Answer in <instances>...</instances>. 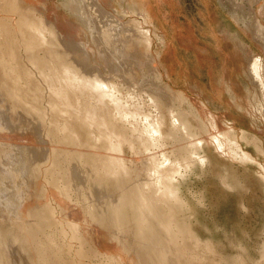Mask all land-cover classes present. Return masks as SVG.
Wrapping results in <instances>:
<instances>
[{"label": "rangeland", "instance_id": "obj_1", "mask_svg": "<svg viewBox=\"0 0 264 264\" xmlns=\"http://www.w3.org/2000/svg\"><path fill=\"white\" fill-rule=\"evenodd\" d=\"M23 1L25 6L33 7L35 9L37 8L38 12L40 13L39 16L41 17L43 16V19H46L47 21L49 20L48 19L49 16L48 14H50L49 11L51 9L52 10L54 9L58 15L56 17L57 21L58 19L61 22L65 20L66 21L69 20L70 23H76V24L79 23L82 26V22L84 20L83 22L84 25L87 26L88 24L91 25V23L86 22L87 19L85 18V16L84 17H82L81 15L79 16L77 13L71 11L70 9L64 6V3L67 2L68 0H27V1L23 0ZM78 1L79 3L81 2L80 6L83 7L82 1L81 0ZM106 2H107L106 4L101 3L104 6V9H107L109 12H112L113 10L112 13L115 16L118 15L120 19L122 20L125 19L124 21L128 22L131 25L136 23L137 26H140L142 24L143 29L150 30V43L147 44V42L143 41L140 42L141 44H139L138 46L131 47L127 51V55L125 56L126 60L125 57L123 59L126 61L125 69L127 68L126 70L124 69L123 72L125 71V74L127 73L126 75L128 76L131 75L132 71L133 72H132V76H129L128 78L129 81H126L128 82L130 87L128 86V84L126 85L124 83L125 88L122 85L123 87L122 91L124 92L128 90L130 92L137 90L136 93H139L140 95V98L138 97L139 101L142 100L141 102H144V105L146 104L145 105L146 108L142 107L141 109L142 111H140L138 114H143L144 112L147 113V111L152 110L150 112L152 115L155 113L154 115L164 116L163 121L165 126L167 127L165 128L164 124L162 125L161 131L164 132L163 135L166 134L168 129L172 127L174 128V126L172 124L170 125V123H173L175 118L178 120L176 121L175 119V121L178 122V124L179 121H181V123L182 121H186L187 131H190V133L194 135L190 137L191 134L185 135V133H182L184 131L183 128L181 127L180 124L178 125L174 121V123L177 124L178 129H180L179 133L178 131L176 132L178 133V135L176 136V138H178V141L177 139H175L174 142L172 141L164 142L166 141L164 140L162 144L167 147H163V149L166 148L165 150L161 148L163 152L167 153V155H170L171 153V156H169V158L171 159L173 157L171 159L173 160L172 164H174L175 166L177 165L176 168L179 171L178 173H180V174H178L177 172L175 173L173 178L175 180V181L173 180V186L176 190L177 196L180 198L181 202L184 203L183 206L182 205L179 207L174 206V209H176L175 207H177V209L176 211L173 209V211L171 210V212H173V216H174L173 218L175 220V223L177 222V224L183 226V228L188 227L186 230L188 231V233L189 232L191 233V237L189 236L190 238L188 237L189 239L187 238V240H185L188 246L192 244L189 246V248L190 250L193 249L192 252L194 251L193 254H195L196 259L194 258L193 259L194 263L191 264H196V263L200 264V261L202 264L204 263L208 264V262L209 264H214V262L215 264H219V263L220 264H264V124H263L264 123V107H263L264 84L262 86L260 84L261 82L255 79V75L252 73L253 71L251 70V65H249L251 63L250 60L253 58L255 59L257 57L262 59L264 63V50H263L264 47L263 45H260L262 43L259 42V38L256 35L257 32H259L258 31L259 29L257 28V26H254L255 24L262 27L264 26V0H257V1L256 0H113V1L106 0ZM228 6H230V8H228ZM233 9L235 10V14L232 12L234 11ZM83 11L85 10L83 9ZM101 12L104 13V10H102ZM1 13L4 14V12ZM92 14L94 13L92 12ZM94 16L96 15L94 14ZM51 20H49L47 23L53 26L54 23L52 22L53 20L52 21ZM94 20L99 22V18H97V16L94 17ZM101 21L103 22L104 19H102ZM139 22L142 23L140 24ZM251 23L254 24L251 26ZM110 24L111 26L116 25L113 22ZM53 27L55 29L56 26ZM56 29L58 30V28ZM85 29L86 30L88 29L90 31L89 28H85ZM60 30L64 31V29L59 28V32H60L59 34L62 35L64 32H61ZM89 31H88L89 36L86 37L89 38L90 41L89 40L88 41L92 43L91 36L93 35L95 36L96 31L95 29H92L90 33ZM57 43L60 44L59 42ZM58 44H56V49L63 50V48H69L65 44H63L64 46L62 48V44L61 45ZM99 44L101 45V43ZM99 44L91 45L92 47H95L93 49H95L96 52L101 51L99 49L100 47ZM57 46H60L62 49ZM18 54L21 57L20 58L21 63L22 64L27 63V65L29 66L28 60L24 58L25 53L19 52ZM70 54L73 53L70 52ZM83 55H84L83 53L78 52L73 56V58H76L80 62ZM92 57L94 58L93 54ZM92 57L90 59L91 62L90 60L88 61L90 62L89 64L93 65V67L91 68H94L98 63L94 59H92ZM92 60H94L93 62L95 64L92 62ZM128 61H130V63ZM112 62L114 66H118L117 65L118 63H116V59L115 60L112 59ZM84 64L87 65L86 63ZM84 64L83 66H85ZM106 64L107 63H102L101 65H106ZM127 64L130 67V69H132L131 72L130 69H128ZM88 65L87 68L89 67ZM78 66H82V65L79 64L77 65V67ZM154 70L155 72L158 71L157 75H153ZM35 73L36 72L34 71L33 77L36 78V80L34 79V81L37 82L38 76L36 75L38 73H36V75ZM158 76H160V78H158ZM154 79H158L156 80L158 83L154 82ZM159 79H161V81ZM116 80L117 78L115 79V81ZM257 81L260 83H258ZM116 82L119 81L117 80ZM134 83L135 85H133ZM263 83H264V78H263ZM162 84L164 86H162ZM152 85H154V89ZM259 85H261V87ZM136 86H138L139 89L141 87V90H138ZM158 87L161 89H159ZM157 88L158 90H155ZM169 88L172 91V93L169 90ZM163 89H165V91H162ZM173 92H175V94ZM180 93H182V95ZM150 94L151 95L154 94V95L151 96ZM149 95L150 97H154V98L156 97L157 98V99L155 98L156 101L161 102V103L157 102L158 103L157 106L156 105L154 106L156 107L155 108L156 111L153 105H151V101H150L151 99L148 98ZM47 98L48 97L43 98L44 103L42 102V99H39L41 102L35 99L33 100V102H36V104L32 102L31 105L35 106L33 108L35 112H30L31 110H33L31 109V107H29L28 109L26 107H25L26 109L24 107L19 108L18 105L12 103V99L10 100V98H7L5 96L0 99L1 100L0 101V264H38L40 261L41 262L39 264H43V261L41 259L42 257L45 258V260L47 261L48 260L50 261L52 259L54 262L51 260L50 264H63V263L67 264L66 261H69L68 264H79V263L85 264V262L86 264H88V262L89 264H112L113 260L110 259L116 257L117 254H119L120 258L123 257L125 259L124 261H126L127 259V261L125 262L126 264H135V263L136 264L137 263L138 264H157V263L170 264L171 262H166V261H171L172 259L175 260V261L172 260L173 264L175 263L179 264L178 263L179 261L180 264L181 263L184 264L185 259L183 257H181L177 261L178 256L174 255L176 252L173 247L167 246L168 248H165L166 246H164L165 245L164 243H166L165 241L166 238L163 239L164 242L162 238H164L166 235L163 233V231L161 232L162 229L158 226V224L155 223L152 224L153 228L155 227L154 229L155 234L153 236H150V238L148 237L143 239L140 236L137 237L138 235L137 231L139 226L138 224H136L137 218L136 215H134L136 213L133 211L131 212V210L129 211L125 210V207L124 208L120 207L119 198L121 196L120 194L123 192L120 189H124V188H119L115 184H111V183L107 184L105 182H104L105 183L104 186L96 184L95 180L97 181V179L94 178L96 177L94 173L96 171L94 170V168L95 165L97 164H93L92 161L89 162L88 160L81 158V154H85V156L87 157L88 153L92 152L91 154H94V151L92 150H95V153H100L102 149L100 150L98 143L94 145V142L92 141L93 142L92 143L91 139L85 136L84 134L80 135L81 138L78 143L79 145L78 147L77 146L73 147V145H71L70 143L68 144V142L65 143V139L63 138V133H60V130L53 125L54 122H62L63 119L57 116L56 114L52 113V111H50V109L48 108ZM176 98L178 100L180 99L181 101L182 100L185 101L180 102L181 103L180 104ZM3 99L5 103L3 102ZM190 99L192 102L190 101ZM193 101L196 106L193 104ZM45 103L47 104L46 107H44L46 105ZM202 103L205 105L206 108L203 106ZM10 104H12V106ZM141 104L142 106H144L143 103ZM199 104L201 105L199 106ZM16 106L18 108H16ZM39 106L42 107L41 108L42 112L36 111V110H40ZM170 107L172 108V110ZM148 108L150 109L148 110ZM167 108L169 109L167 110ZM188 109L190 111L189 114H188L189 112ZM6 111L8 112L6 113ZM157 111H159L160 114ZM182 111H185L186 115H184ZM36 112L39 113V115ZM46 112L48 115L46 114ZM4 113H6L7 115L8 113H10L12 115V116L8 115L10 117L9 119L12 125H9L3 118H1L2 115L5 116ZM170 113L171 116L176 113L178 114L174 115L176 117L173 116L174 118L173 119L170 116ZM42 115H44L43 117L45 119L44 118L42 119L41 117ZM210 115L212 116L214 115L213 117H215L212 123H216L214 121L217 120V124L212 125V123L210 122L211 121ZM196 116L198 117L196 118ZM48 117L49 120L46 119ZM164 118L165 119L168 118L167 119L168 121L167 120L165 121ZM200 122L202 123L200 124ZM205 125L207 126L210 125L209 126L210 128L213 126L212 127L214 129L213 132L210 131L212 130V128L209 129ZM51 126L52 128L53 127H55V129L57 128L59 131L56 129L54 130L55 131L54 132ZM227 126L232 130V133H230L229 135L228 133L231 131L230 130L228 131L229 128ZM205 127L210 134L206 131ZM165 129L166 131H164ZM221 129H224L223 131L225 132H223ZM218 130L222 132L220 133L218 132ZM215 131L218 135H220L219 136L220 143L225 145L227 149L224 146L222 148H224L225 150L216 148L215 144H213L210 141V138L208 137L207 138L208 142L207 143L203 142L202 143V145L204 144L203 146L200 144V149L198 151L199 152L198 154L203 158V160H201L202 162L200 161L199 162L202 163L203 165L198 162H195V163H191L192 166L190 163H188V167H187L186 166L187 163L185 164L184 157H186L187 153L190 154L189 152H191L193 150L192 148L195 147L194 144H196L197 143L196 140H198L196 139L195 136H197L198 138H202V136L207 137L213 135V133L215 134ZM242 131L243 134L245 135L244 138H242L244 136L242 134ZM183 134L185 136H183ZM46 135H48L49 139L46 137ZM230 135L234 137L233 139L235 140V144H239L240 149L249 153L252 156V158L255 159L254 161L249 159H247L248 161H246V158L240 159L241 158L240 156L237 157L235 155L236 154L234 152L235 146L232 145L234 144V142H232L233 141L231 139L232 137H229ZM61 136L62 138H60ZM180 136L181 138H179ZM226 137L230 138L231 141L228 140L229 143L227 142L228 138ZM46 138L47 140H45ZM191 138L192 141L190 140ZM59 139L64 141V144H60L62 142L58 141ZM243 139H245L246 141ZM187 140L188 141L190 140L191 143H189ZM193 140H195L196 143ZM52 141L55 142L57 145L55 146V143H52ZM223 141L225 143H223ZM254 141H256L257 143ZM176 142L179 144H177ZM134 143H133L134 146H138L136 140L134 141ZM188 143L191 146H188ZM82 144H84L83 145L84 147L82 146ZM170 144L172 146H170ZM184 144L186 145V148ZM68 145L71 148L73 147L72 148L73 150ZM178 145L181 146L179 147ZM64 146L66 148H64ZM91 146L94 147L91 149ZM229 146L230 148H228ZM81 147L83 148L81 149ZM170 147L172 148L175 147L176 149L174 148L173 150ZM50 148H52V150ZM59 148H61L62 151ZM62 148L65 150H63ZM75 148H77L78 151ZM169 148L170 150L168 151ZM182 148L186 150L183 149L182 151ZM187 148H190V150ZM79 149L81 150L79 151ZM87 150H89L88 153ZM51 152L54 155L53 154L51 155ZM176 152H179V155ZM180 152L181 153L184 152V154H181ZM228 152L231 154H229ZM78 153L80 154V156ZM232 153L234 155H232ZM62 154L65 155V158ZM133 154L134 153L133 151H131V149L129 150V148L127 147L126 149L124 148V155L126 156L128 160L127 163L130 164L131 169L135 167L136 168L135 170L137 169L140 170L143 166V164L141 163L142 160L138 154H137L138 157L136 153L134 155ZM128 155L130 156L128 157ZM51 157L55 158L56 161H59L58 163L60 165H58L56 167L57 170L56 169L55 170L57 174L63 176L64 183L69 186L70 185L69 181L72 180L71 181L72 184L69 186L72 187L67 192L68 194L66 193L65 196L66 200L63 199L64 196L62 198V201L64 200L63 204L60 201L61 200L60 197L62 196V195L60 196L61 194L60 191L58 190L59 195L55 194L53 192V191L57 192L55 186L51 182L48 185L49 181H46V179H44V182L46 181L47 184L43 182L42 177L44 176L41 173V169L45 167L50 168V166L48 165L46 166L45 164H47V162L49 164V160ZM58 157H60V159ZM77 158H79L80 160ZM182 159L184 163L182 162ZM178 162H180L181 165ZM39 163L40 165L43 164L41 165L42 168L38 166ZM139 164H141L142 166ZM183 165L185 166L184 168L185 169L187 168L188 171L183 169ZM190 166L192 167V169ZM52 168L53 165L51 166V169ZM143 173L139 174L138 177L137 176L134 177L132 175L131 178L126 182V184H124L125 190L128 191L130 187H132L136 183L135 178H138L136 181L138 180L140 181V179L146 178V176H144L145 173L144 175ZM68 175L70 176V178ZM140 175L143 176L139 178ZM128 184L129 186L126 187ZM46 186L49 188L47 189ZM51 186L52 187L54 186V188H52ZM115 190L117 191V193ZM44 193L45 195L47 194V196H43ZM97 195L99 196V198ZM57 196L58 197L60 196L59 197L60 199H57ZM46 197H47V202H46ZM99 199H101V201ZM57 200H59L60 203ZM51 201L53 205H51L52 204ZM101 202L102 203L105 202V203L102 205ZM42 204H44V206ZM90 204H92L95 207L92 206L91 208ZM97 204L99 206H97ZM117 205L120 207V211H119L120 218H116L117 213H115L113 209L110 210V207L113 208L114 206L116 207ZM64 206L66 207L64 208ZM46 207L48 208L49 211L53 209L52 211L53 214L50 213L48 214ZM61 207L63 208L62 211L65 209L63 212L59 211L61 210L60 209ZM185 208L186 210H183ZM89 210L93 212H90ZM57 211H59V213ZM78 211H81L82 215L79 218L82 220L76 218L77 219L76 222V219L72 217V215ZM126 211L128 213H126ZM62 213H64L63 214L64 217H62V219L63 218L65 219V220L63 219L64 222L61 221L62 219L60 217L63 216ZM88 213L91 215H96L97 213L96 215L97 217L94 216L93 220L95 221V224H97L98 221H100V223L95 225L93 223L94 221L91 220L89 222L90 217L89 216H87L88 218L85 217V214L88 215ZM98 217L99 219L103 218V220L102 219H101L102 221L98 220L97 219ZM48 219L52 220L53 222L49 221ZM53 219H56L57 221L55 222V220ZM59 220H60V224L62 225L58 223ZM84 221L86 223L89 222L90 225L88 226V224L84 223ZM74 222L79 225L78 227H80L78 229L79 234L85 237L83 239V243L85 244L86 242L88 241L90 242L92 240L91 244L89 242L85 244L84 249L88 247V250L90 248V250H92L94 254L90 252L89 254H91V256H85V258L82 257L84 260L81 259V257L79 260V255L77 254V250L79 249L80 246L78 244L79 242H77V240L70 238L71 229L69 225ZM32 223L34 226L32 225ZM39 223L41 225H39ZM26 224H28V226ZM45 224L49 225V228H47L48 226L46 227ZM58 224L62 226L61 229L60 226H58ZM53 226L58 231H56ZM84 229L85 232L82 231ZM90 229L91 231L89 232ZM81 231L85 234H83ZM61 233L62 234L66 233V234L62 236ZM162 234H164L165 236ZM159 236L161 237V239H159L160 238ZM67 237L69 238L66 239ZM42 238L46 239L47 242ZM86 238L89 239L87 240ZM192 238H194L198 244L194 245L195 240H193ZM37 239L38 242H36ZM50 239L53 240L51 241L52 243L50 242ZM62 239L64 240V242ZM151 239L153 243L156 244H152ZM67 240L70 241V244H67L69 243L67 242ZM141 240L142 241L145 240V241L142 242ZM161 240L163 243L161 242ZM34 243L37 245L39 243L40 244L37 246ZM50 243L52 245H50ZM116 243L119 245H117ZM71 244L72 246L70 247ZM48 245H49V247H47L48 249L41 248V246L44 248V246H48ZM66 245L68 246V248ZM91 245L94 246V249L91 248L93 247ZM143 245H145L146 247ZM151 246L156 248L155 249L151 248ZM208 246L211 249L208 248ZM157 247L160 249L159 251L157 250L158 249ZM207 248L208 250H206ZM68 249L71 250L69 251ZM152 249H154L153 253H152ZM161 249H163L164 251ZM166 249H169L170 252H166L168 251ZM38 250L40 251L39 254L36 253V251L39 252ZM60 250H62L61 252H63V255H61L62 253L60 252ZM50 251H52L54 257H52L51 255H50L51 257L49 256V254H51ZM160 251L166 253L167 255L172 252L170 254L171 257L168 255L165 257L166 260H164L163 262H159V261L156 262L157 256H155V254L157 255V253ZM205 251L206 252L208 251V253H206ZM121 252L123 254H121ZM57 255L59 256L57 257ZM150 255L151 256L154 255L155 257H150ZM72 256L77 258L75 259L73 257V260H71ZM197 256H199L198 260H197ZM201 256H204V258H202ZM207 256H210L211 259L210 257ZM168 257L171 259H169ZM200 257L201 259L199 260ZM92 259L94 260L92 261ZM55 260L58 262H56ZM71 261L73 263H71ZM80 261L83 263H81Z\"/></svg>", "mask_w": 264, "mask_h": 264}, {"label": "bare ground", "instance_id": "obj_2", "mask_svg": "<svg viewBox=\"0 0 264 264\" xmlns=\"http://www.w3.org/2000/svg\"><path fill=\"white\" fill-rule=\"evenodd\" d=\"M27 1V0H26ZM82 1V5L83 7H81L80 3L78 0H68L67 2L64 3V6L68 9H70L71 11H74L75 13H77L79 16L81 15L82 17L85 16V18L87 19L86 22L91 23L87 25H84L82 22V26L79 23H70V21H60L58 19V21L56 20L57 12L53 9H51L49 12L50 14H48V19L51 20L53 23V26H56V28H58V30L56 31L54 29L53 26L49 25L46 19H43V16H39V12L38 9L33 8V7H29V6H25V4L23 3V0H0V99L3 98L4 96L7 98H10V100L12 99V103H14L15 105H18L19 108L22 107H26L27 109L29 107H31V109H33L35 106H32L31 103L33 102V100H38L42 99L43 102V98L48 97L47 101H48V108L50 109V111H52V113L56 114L57 116L61 117L63 119L62 122H54V126L57 127L60 130V133H63V138L65 139V143L68 142V144L70 143L71 145H73V147L75 146H79L78 143L80 141V135L84 134L85 136H87L88 138L91 139V142H94V145L96 143H98L99 147H100V153H95L91 154L88 153L87 150V157L85 156V154H81V158L88 160L89 162L92 161L93 164H97L95 165L94 170L96 172L94 178L97 179V181L95 180V183L98 185H102L104 186L105 183L109 184H115L116 186H118L119 188H124V189H120L121 191H123L120 195V207L124 208L125 210H131V212H135L136 214V218H137V222L136 224H138L139 228H138V236L144 238H150V236H153L155 234V227L153 228V223L158 224V226L162 229L161 232L163 231L164 235L162 238L165 239L166 238V243L162 244L164 246H166L165 248H168L169 246L173 247L175 249V256L177 255L178 259L177 261L183 257L185 259L184 264H191L194 263L193 259L195 258V254H193L192 250H190L189 246L192 245L190 244L188 246V244L185 242V240H187V238L190 236L191 237V233L189 235L188 231L186 230L187 228H183V226L178 225L177 222L175 223L174 220V216H173V212H171V210L173 211L174 206H183V203L181 202L180 198L177 196L176 190L173 186V178L175 173L179 172L177 170V165L175 166L174 164H172V161L169 156L167 155L166 152H163L162 149L163 147H167L165 145L162 144V142L164 140V142H168V141H172L174 142L176 138V136L178 135V133L180 132L178 129V121L176 118H173L174 115L178 114H173L170 116L174 119V121L177 123H170V125L172 124L174 126V128H170L168 129V131L166 132L165 135L164 132H162V125L164 124L163 121V117L164 116H158V115H152L150 111L144 112L143 114H138L140 111H142V107H145L144 102L139 101L138 97L140 98L139 93H136L137 90L134 91H122V85L125 88V84L127 85L129 81V76H132V72L130 69V67L128 66V69H130L131 75H126L125 71L123 72V70L125 69V64H126V55H127V51L133 47V46H138L139 44H141L140 42H147L150 43V30L147 29H143L142 28V22H139L141 25L137 26L136 23L135 24H129L128 22L120 19V17L115 16L112 12H109L107 9H104V6L101 3L106 4V0H81ZM109 1V0H108ZM113 1V0H112ZM257 1V0H256ZM119 2V1H118ZM140 3V2H139ZM226 3V2H225ZM31 4V3H30ZM231 5V4H230ZM111 6V5H110ZM108 7V6H106ZM238 7V6H237ZM236 7V8H237ZM55 8V7H54ZM110 8V7H109ZM138 8V7H137ZM228 8H230V6H228ZM83 9L85 11H83ZM232 9V8H231ZM248 9V8H247ZM104 10V13H102L101 11ZM130 10V9H129ZM234 10V9H233ZM262 11V10H261ZM1 12H4V14H2ZM92 12L97 16V18H99V22L94 20V14H92ZM120 12V11H119ZM145 12V11H144ZM228 12V11H227ZM235 14V10L232 11ZM72 13V12H71ZM132 13V12H131ZM241 13V12H240ZM239 13V14H240ZM248 14V13H247ZM259 14V13H258ZM249 15V14H248ZM253 15V14H252ZM121 16V15H120ZM141 16V15H140ZM149 16V15H148ZM77 17V16H75ZM81 17V19H82ZM84 18V19H85ZM236 18V17H235ZM244 18V17H243ZM79 19V18H78ZM104 19V21L102 22L101 20ZM110 19V20H109ZM145 19V18H144ZM148 20V18H147ZM252 20V19H251ZM50 21V22H51ZM144 21V20H143ZM146 21V20H145ZM253 21V20H252ZM49 22V23H50ZM76 22V21H75ZM114 23L116 25L111 26L110 23ZM138 22V21H137ZM240 22V21H238ZM248 22V21H246ZM254 23H251V26ZM139 25V24H138ZM242 25V24H241ZM245 25V24H244ZM249 25V24H248ZM246 26V25H245ZM257 26V29L259 32H257V37L259 38V42H261L264 47V26H258V25H254ZM250 27V26H248ZM59 28H63L64 31L60 30L61 32H64L62 35H60L59 33ZM85 28H89L90 31H92V29H95L96 31V35L91 36V42L89 41V38H87L86 36L88 35V29L86 30ZM256 28V27H255ZM250 29V28H249ZM248 29V30H249ZM253 29V28H252ZM254 30V29H253ZM89 31V33H90ZM256 32V31H255ZM224 33V32H223ZM254 33V32H253ZM154 35V34H153ZM255 35V36H256ZM263 35V36H262ZM255 39V38H254ZM89 40V41H88ZM258 40V39H257ZM62 41V42H61ZM153 41V40H152ZM159 41V40H158ZM57 42H59L60 44H58ZM257 42V43H259ZM101 43V45L99 44ZM56 44L61 45L62 44V48H63V44L67 45L69 48H63V50L60 49H56ZM99 44L100 47L99 49L101 51H95V47H92L91 45H96ZM240 44V43H239ZM238 44V45H239ZM162 45V44H161ZM242 46V45H240ZM59 48H61L60 46H57ZM149 47V46H148ZM238 47V46H237ZM61 48V49H62ZM65 49V50H64ZM68 49V50H67ZM239 49V48H238ZM260 49V48H259ZM264 50V49H263ZM91 51V52H90ZM19 52H24L25 57L28 60L29 66L26 64H22L21 60H20V55L18 54ZM73 53L74 55L77 54L78 52L83 53L85 55L82 56V59L80 60V62L76 59L73 58ZM96 52V53H95ZM247 52V50H246ZM262 52V51H261ZM92 54L94 55V58L92 57ZM135 54V53H134ZM145 54V52H144ZM82 55V54H80ZM67 56V57H65ZM136 56V55H135ZM147 56V55H146ZM65 57V58H64ZM91 57L92 59H94L97 63V65L94 68L92 64H89L91 62ZM125 57V60H123ZM148 57V56H147ZM23 58V59H24ZM130 58V57H129ZM138 58V57H137ZM72 59V60H70ZM112 59H116V63H118V66H114ZM139 59V58H138ZM150 59V58H149ZM87 60V61H86ZM90 60V62L88 61ZM92 60V62L94 61ZM253 60V61H251ZM249 65H251V70L253 71L252 73L255 75V79L259 80L262 86H263V78H264V63L263 60L260 58H253L251 59ZM101 62V63H100ZM130 63V61H128ZM84 63H86L89 67L87 68V65H85ZM94 63V62H93ZM102 63H107L106 65H101ZM138 63V62H137ZM158 63V62H157ZM81 64L82 66H78ZM83 64L85 66H83ZM95 64V63H94ZM139 64V63H138ZM100 67H99V66ZM131 65V64H130ZM163 68V67H162ZM33 69V70H32ZM127 69V68H126ZM125 69V70H126ZM134 69V68H133ZM246 69V68H245ZM106 70V71H105ZM150 70V69H149ZM34 71L36 73H38L36 76H38V80L37 82L34 81V79L36 80V78L33 77L34 75ZM140 71V69H139ZM143 72V71H142ZM158 72V71H157ZM157 72H155L153 75H157ZM130 74V73H129ZM161 74V73H160ZM159 75V74H158ZM142 76V75H141ZM250 76V74H249ZM253 76V75H252ZM115 79L117 78V80L119 82H116ZM146 77V76H145ZM164 77V76H163ZM131 78V77H130ZM158 78H160V76H158ZM162 79V78H161ZM161 79H159L161 81ZM142 80V79H141ZM145 80V79H144ZM149 80V79H148ZM156 80L158 79H154V82L158 83ZM254 80V79H253ZM135 81V80H134ZM159 81V82H160ZM255 81V80H254ZM148 82V81H147ZM146 82V83H147ZM256 82V83H257ZM125 83V84H124ZM151 83V82H150ZM161 83V82H160ZM142 84V83H141ZM132 85V84H131ZM135 85V83L133 84ZM137 85V84H136ZM139 85V84H138ZM146 85V84H145ZM148 85V84H147ZM261 85H259L261 87ZM129 86V84H128ZM127 86V87H128ZM153 89H154V85ZM162 86H164L162 84ZM166 86V85H165ZM126 87V88H127ZM130 87V86H129ZM143 87V86H142ZM156 87V86H155ZM133 88V87H132ZM136 88L138 90H141L138 88V86H136ZM150 88V87H149ZM159 88V87H158ZM155 89V90H158ZM163 88V87H162ZM168 88V86H167ZM152 89V90H153ZM161 89V88H159ZM166 89V87H165ZM165 89H163L162 91H165ZM253 89V88H252ZM130 90V89H129ZM170 90V88H169ZM263 90V88H262ZM144 91V90H143ZM148 91V89H147ZM151 91V90H150ZM161 91V90H160ZM159 91V92H160ZM171 91V90H170ZM264 91V90H263ZM127 92V93H125ZM140 92V91H139ZM146 92V90H145ZM155 92V91H154ZM158 92V91H157ZM151 93V92H150ZM172 93V91H171ZM170 93V94H171ZM175 94V92H173ZM184 93V92H183ZM142 94V92H141ZM144 94V93H143ZM152 94V93H151ZM150 94V95H151ZM159 94V93H158ZM156 94V95H158ZM162 94V93H161ZM169 94V95H170ZM173 94V95H174ZM182 95V93H180ZM139 95V96H138ZM149 95V99H151V105H153V107L160 102V101H156V99L154 97H150ZM154 95V94H153ZM151 95V96H153ZM172 95V96H173ZM145 96V95H144ZM147 96V95H146ZM178 96V93H177ZM263 96V95H262ZM184 97V96H183ZM187 97V96H186ZM147 98V97H146ZM178 98V97H177ZM176 98V99H177ZM181 98V97H180ZM262 98V97H261ZM30 99V100H29ZM159 99V98H158ZM185 99V98H182ZM188 99V98H187ZM7 100V99H5ZM46 100V99H45ZM145 100V99H144ZM178 100V99H177ZM180 100V99H179ZM178 102H182L185 100H180ZM1 101V100H0ZM168 101V100H167ZM187 101V100H186ZM191 101V99H190ZM4 102V99H3ZM41 102V101H40ZM147 102V101H146ZM158 102V103H157ZM164 102V100H163ZM174 102V101H173ZM188 102V101H187ZM192 102V101H191ZM5 103V102H4ZM36 104V102H33ZM44 103V102H43ZM144 106H142V104ZM150 103V102H149ZM161 103V102H160ZM167 103V102H165ZM260 103V102H259ZM13 104V105H14ZM41 104V103H40ZM46 104V103H45ZM164 104V103H162ZM181 104V103H180ZM191 104V103H190ZM189 104V105H190ZM194 104V101H193ZM203 104V103H202ZM264 104V102H263ZM12 106V104H10ZM150 105V104H149ZM148 105V107H149ZM195 105V104H194ZM198 105V103H197ZM201 104H199L200 106ZM38 106V105H37ZM47 104L44 106L46 107ZM160 106V105H159ZM158 106V107H159ZM165 106V105H164ZM178 106V105H177ZM188 106V105H187ZM196 106V105H195ZM203 106L205 107V105L203 104ZM202 106V107H203ZM7 107V105H6ZM40 107V106H39ZM43 107V108H44ZM152 107V106H151ZM169 107V106H168ZM182 107V106H180ZM264 107V105H263ZM16 108H18L16 106ZM25 108V109H26ZM42 107H40V110H36L37 112H42L41 110ZM47 108V109H48ZM146 108V107H145ZM156 107H154L155 109ZM171 108V107H170ZM176 108V107H175ZM184 108V107H183ZM199 108V107H198ZM206 108V107H205ZM204 108V109H205ZM208 108V107H207ZM12 109V107H11ZM37 109V108H35ZM45 109V108H44ZM150 108H148L149 110ZM158 109V108H157ZM162 109V108H161ZM169 108H167L168 110ZM179 109V108H178ZM177 109V110H178ZM182 109V108H181ZM180 109V110H181ZM194 109V108H193ZM202 109V108H201ZM260 109V107H259ZM10 110V109H9ZM17 110V109H16ZM165 110V109H164ZM166 110V111H167ZM172 110V108H171ZM170 110V111H171ZM175 110V109H174ZM183 110V109H182ZM195 110V109H194ZM254 110V109H253ZM45 111V110H44ZM49 111V112H50ZM156 111V109H155ZM169 111V112H170ZM189 111V109H188ZM197 111V109H196ZM250 111V110H249ZM8 111H6L7 113ZM30 112H35L34 109L31 110ZM36 112V113H37ZM159 112V111H157ZM163 112V111H161ZM165 112V111H164ZM168 112V111H167ZM173 112V111H172ZM202 112V111H201ZM204 112V111H203ZM207 112V111H206ZM257 112V111H256ZM5 114L2 115L1 118H3L9 125H12L10 122V113H8V115ZM35 113V114H36ZM45 113V112H43ZM50 113V114H52ZM174 113V112H173ZM182 113L184 115L185 111H182ZM190 113V111L188 112V114ZM197 113V112H196ZM32 114V113H31ZM39 115V113H37ZM41 114V113H40ZM47 114V112H46ZM45 114V115H46ZM160 114V112H159ZM167 114V113H166ZM169 114V113H168ZM199 114V113H198ZM197 114V115H198ZM202 114V113H201ZM205 114V113H203ZM211 114V113H210ZM48 115V114H47ZM192 115V114H190ZM194 115V114H193ZM209 115V114H208ZM12 116V115H11ZM44 115H42V119ZM53 116V115H52ZM51 116V117H52ZM142 116V118H141ZM182 116V115H180ZM179 116V117H180ZM201 116V115H199ZM206 116V115H205ZM211 116V123L213 122V119L215 117ZM262 116V115H261ZM46 117V116H45ZM176 117V116H174ZM198 116H196L197 118ZM253 117V116H252ZM141 118V119H140ZM170 118V117H169ZM202 118V117H201ZM210 118V117H208ZM207 118V119H208ZM45 119V118H44ZM49 120V117L46 118ZM165 119V118H164ZM168 119V118H167ZM165 119V121L167 120ZM186 119V118H185ZM180 120V119H179ZM201 120V119H199ZM206 120V119H205ZM210 120V119H209ZM42 121V120H41ZM45 121V120H44ZM43 121V123H44ZM55 121V120H53ZM168 121V120H167ZM188 121V120H187ZM203 121V120H202ZM46 122V121H45ZM205 122V121H204ZM209 122V121H208ZM209 122V123H210ZM216 123H212V125L217 124V120L214 121ZM42 123V122H41ZM202 122H200L201 124ZM210 123V124H211ZM47 124V123H46ZM50 124V123H49ZM167 124V122H166ZM179 124L181 125V127L183 128V132L186 134H191L190 137L194 136L192 135V133H190V131H187V122L186 121H179ZM178 124V125H179ZM190 124V123H189ZM206 124V123H205ZM264 124V123H263ZM51 125V124H50ZM52 125V126H53ZM128 125V126H127ZM169 125V124H168ZM191 125V124H190ZM223 125V124H222ZM38 126V125H37ZM51 126V128H52ZM165 126V124H164ZM163 126V127H164ZM203 126V125H202ZM207 126V125H205ZM210 125H208L207 127L209 129H211L209 127ZM29 127V126H28ZM48 127V126H47ZM50 127V126H49ZM55 127L52 128V130H56ZM167 126H165L166 128ZM171 127V126H170ZM180 127V126H179ZM193 127V125H192ZM228 127V126H227ZM226 127V128H227ZM220 128V127H219ZM229 128V127H228ZM48 129V128H47ZM57 129V130H58ZM206 129V127H205ZM216 129V126H215ZM233 129V128H232ZM58 130V131H59ZM189 130V128H188ZM213 128L212 131L213 132ZM222 131L224 129H221ZM231 131L228 133V135L230 133H232V130L229 128L228 131ZM45 131V130H44ZM166 131V129L164 130ZM178 131V133H176ZM207 131V129H206ZM219 131L218 132H222ZM227 131V132H228ZM55 132V131H54ZM208 132V131H207ZM206 132V133H207ZM225 132V131H223ZM240 132V131H239ZM58 133V132H56ZM209 133V132H208ZM45 134V133H43ZM181 134V133H180ZM196 134V133H195ZM210 134V133H209ZM234 134V133H233ZM243 134V131H242ZM247 134V133H246ZM62 135V134H61ZM183 134V136H185ZM188 135V136H189ZM201 135V134H200ZM207 135V134H205ZM223 135V134H222ZM225 135V134H224ZM244 135V134H243ZM57 136V135H56ZM187 136V137H188ZM202 136V135H201ZM220 135H218L215 131V134L213 133V135L207 136V137H203L202 138H198L197 136L196 142L195 140H193L196 144L195 147H193L191 150V152H189L190 154H188L185 158V164L187 163V167H188V163H195V162H202L201 160H203L202 156H200L198 153L199 149H200V144L202 145V143H207V138H210V141L215 144L216 148L219 149H223V146L225 147V145H223L222 143H220L219 137ZM226 136V135H225ZM237 136V135H236ZM46 137L48 138V135H46ZM58 137V136H57ZM223 137V136H222ZM232 137L231 139L233 140L232 142H234V152L236 153L235 155L239 158H246V161L252 160L254 161L255 159L252 158V156L243 151L242 149H240L239 144H235V140L233 139V136H229ZM229 137L227 139L230 140ZM245 135L242 137L244 138ZM45 138V137H44ZM47 138L45 140H47ZM62 138V136L60 137ZM181 138V136L179 137ZM184 138V137H182ZM189 138V137H188ZM187 138V139H188ZM194 138V137H193ZM247 138V137H246ZM258 138V137H257ZM43 139V138H42ZM49 139V138H48ZM54 139V138H53ZM52 139V140H53ZM225 139V138H224ZM256 139V138H255ZM57 140V139H56ZM137 141L138 146H134L133 143L134 141ZM183 140V139H182ZM186 140V139H184ZM192 141V138L190 139ZM188 141L189 143H191V141ZM209 140V139H208ZM222 140V139H221ZM245 140V139H243ZM249 140V139H248ZM257 140V139H256ZM49 141V140H48ZM47 141V142H48ZM54 141V140H53ZM52 143H55L53 142ZM62 143L60 144H64V141L62 140H58ZM181 141V140H180ZM179 141V142H180ZM185 141V142H187ZM226 141V140H225ZM231 141V140H230ZM246 141V140H245ZM89 142V141H88ZM92 142V143H93ZM183 142V141H182ZM181 142V145H182ZM193 142V143H194ZM256 142V141H254ZM59 143V142H58ZM170 143V142H169ZM177 143V142H176ZM188 146H191L189 145ZM223 143H225L223 141ZM229 143V142H228ZM257 143V142H256ZM259 143V142H258ZM135 144V143H134ZM136 144V145H137ZM173 144V143H172ZM179 144V143H177ZM227 144V143H226ZM231 144V142H230ZM57 144L55 143V146ZM84 144H82L83 146ZM180 145V146H181ZM185 145V144H184ZM193 145V144H192ZM204 145V144H203ZM202 145V146H203ZM210 145V143H209ZM208 145V146H209ZM258 145V144H257ZM54 146V145H51ZM59 146V144H58ZM69 146V145H68ZM67 146V147H68ZM86 146V145H85ZM170 146H172L170 144ZM174 146V145H173ZM179 146V145H178ZM179 146V147H180ZM213 146V145H212ZM63 147V146H62ZM70 147V146H69ZM72 147V148H73ZM84 147V146H83ZM81 147V149L83 148ZM87 147V146H86ZM90 147V146H89ZM94 146H91V149ZM129 148V150L131 149V151H133V153L136 155L138 154L139 157L142 160V164H139L142 166V170H135L136 168L134 167L133 169H131L130 164L127 163V158L124 155V148L126 149ZM255 147V146H254ZM48 148V147H47ZM53 148V147H52ZM52 148H50L52 150ZM64 148H66L64 146ZM71 148V147H70ZM71 148V149H72ZM80 148V147H79ZM162 148V149H161ZM172 148V147H170ZM170 148L168 149V151L170 150ZM175 148V147H174ZM174 148H172L174 150ZM186 148V145H185ZM191 148V147H190ZM190 148H187L190 150ZM197 148V149H196ZM227 149V147H225ZM230 148V146L228 147ZM258 148V147H256ZM255 148V149H256ZM61 150V148H59ZM63 149V148H62ZM70 149V151H71ZM77 149V148H75ZM79 149V151L81 150ZM161 149V150H160ZM166 149V148H165ZM163 149V150H165ZM176 149V148H175ZM184 148H182L183 151ZM233 149V147H232ZM260 149V148H258ZM58 150V149H57ZM65 150V149H63ZM73 150V149H72ZM84 150V149H83ZM181 150V149H180ZM186 150V149H184ZM188 150V151H189ZM218 150V149H217ZM231 150V149H230ZM55 151V150H54ZM53 151V152H54ZM62 151V150H61ZM68 151V149H67ZM78 151V149H77ZM85 151V150H84ZM97 151V148H96ZM167 151V152H168ZM179 151V150H178ZM228 151V150H227ZM65 152V151H64ZM75 152V151H74ZM82 152V151H81ZM70 153V152H69ZM72 153V151H71ZM70 153V154H71ZM85 153V152H84ZM169 153V152H168ZM179 155V152H176ZM181 153V152H180ZM227 153V152H226ZM229 153V152H228ZM260 153V152H259ZM53 153L51 152V155ZM58 154V153H57ZM56 154V155H57ZM65 154V153H64ZM68 154V152H67ZM79 154V153H78ZM129 154V153H128ZM133 154V155H134ZM175 154V153H173ZM181 154H184L181 153ZM231 154V153H229ZM50 155V156H51ZM54 155V154H53ZM55 155V156H56ZM59 155V154H58ZM63 155V154H62ZM61 155V156H62ZM74 155V154H73ZM137 155V157H138ZM232 155H234L232 153ZM49 156V157H50ZM65 158V155H63ZM80 156V154H79ZM78 156V157H79ZM130 155H128L129 157ZM173 156V155H172ZM185 156V155H184ZM67 157V156H66ZM76 157V156H75ZM133 157V156H132ZM135 157V156H134ZM136 157V158H137ZM60 159V157H58ZM80 158V157H79ZM77 158V159H79ZM181 158V157H180ZM62 159V158H61ZM68 159V158H67ZM129 159V158H128ZM138 159V158H137ZM170 159V160H169ZM65 160V159H63ZM62 160V161H63ZM70 160V159H69ZM80 160V159H79ZM180 160V159H179ZM78 161V160H77ZM200 161V162H199ZM59 161H56L55 158L51 157L49 160V164L47 162V164H45L46 166H50L49 167H45L43 169H41V173L43 174L44 177L43 178V182L44 179H46V181L49 183L51 182L57 192L53 191L55 194L59 195V191H60V198H61V203L63 204V201L66 200L65 196L66 193L70 190L69 187L72 183L70 180V185H66L63 181V176L57 174L56 172V167L58 165H60L58 163ZM176 162V161H174ZM183 162V159H182ZM131 163V162H130ZM140 163V162H139ZM180 163V162H178ZM176 163V164H178ZM184 163V162H183ZM182 163V164H183ZM100 164V165H99ZM189 164V165H190ZM202 164V163H200ZM38 165V164H37ZM43 165V164H41ZM40 166V168H42V166ZM53 165V168L51 169V166ZM75 165V164H74ZM181 165V163H180ZM203 165V164H202ZM84 166V165H83ZM134 166V165H133ZM140 166V167H141ZM179 166V165H178ZM192 166V164H191ZM190 166V167H191ZM90 167V166H89ZM185 166L183 165V169ZM93 168V167H92ZM5 169V168H2ZM56 169V170H55ZM71 169V168H70ZM69 169V170H70ZM84 169V168H83ZM182 169V170H183ZM192 169V167H191ZM187 170V168L185 169ZM87 171V169H86ZM188 171V170H187ZM145 175H144V173ZM184 172V171H183ZM59 173V172H58ZM61 173V171H60ZM67 173V171H66ZM144 176H146V180L140 179V181H136L138 178H135V184L130 187V189L128 191L125 190V185L126 182L131 178V176L133 175L135 176H139V174H142ZM40 174V173H39ZM180 174V173H178ZM176 174V175H178ZM70 175V174H69ZM68 175V176H69ZM140 175L139 178H141ZM67 176V174H66ZM91 176V175H90ZM94 176V175H93ZM65 177V176H64ZM132 177V178H134ZM223 177V176H222ZM41 178V180H42ZM49 178V179H48ZM70 178V176H69ZM92 178V177H91ZM87 179V178H86ZM180 179V178H179ZM89 180V179H88ZM142 180V181H141ZM221 180V178H220ZM219 180V181H220ZM46 181L44 183H46ZM68 181V180H67ZM92 181V179H91ZM175 181V180H174ZM223 181V180H222ZM105 182V183H104ZM132 182V181H131ZM177 182V181H176ZM221 182V181H220ZM228 182V181H227ZM130 183V182H129ZM47 184V183H46ZM45 184V185H46ZM224 184V183H223ZM225 185V184H224ZM54 186L52 188H54ZM129 184L126 186L128 187ZM47 187V186H46ZM50 187V189H51ZM49 187H47L48 189ZM107 188V187H106ZM127 189V188H126ZM59 190V191H58ZM119 190V189H118ZM52 191V190H51ZM74 191V189H73ZM116 191V190H115ZM119 192V191H118ZM50 193V192H49ZM117 193V191H116ZM52 194V192H51ZM68 194V193H67ZM71 194V193H70ZM42 195V193H41ZM54 195V194H53ZM86 195V194H85ZM102 195V194H100ZM43 196H47V194ZM50 196V195H49ZM64 196V198H63ZM98 196V195H97ZM96 196V197H97ZM57 196V199H60ZM62 198L64 199L62 201ZM68 198V197H67ZM99 198V196H98ZM51 199V197H50ZM70 199V198H69ZM95 199V198H94ZM97 199V198H96ZM107 199V198H106ZM53 200V199H52ZM101 201V199H99ZM98 200V201H99ZM118 200V201H119ZM54 201V200H53ZM59 201V200H57ZM59 201V203H60ZM99 201V202H100ZM109 201V200H108ZM185 201V200H184ZM46 202H47V197H46ZM95 202V201H94ZM43 203V202H42ZM52 203V201H51ZM76 203V202H75ZM97 203V202H96ZM105 203V202H104ZM104 203L101 202V204L103 205ZM48 204V203H47ZM67 204V203H66ZM65 204V205H66ZM94 204V203H92ZM92 204H90L91 208H92ZM100 204V203H99ZM100 204V205H101ZM44 206V204H42ZM53 205V203L51 204ZM57 205V204H55ZM59 205V204H58ZM72 205V204H71ZM76 205V204H75ZM74 205V206H75ZM96 205V204H95ZM101 205V206H102ZM159 205V206H158ZM62 206V205H61ZM97 206H99L97 204ZM100 206V207H101ZM185 206V204H184ZM66 206H64L65 208ZM69 207V206H68ZM76 207V206H75ZM80 207V206H79ZM83 207V205H82ZM89 207V206H88ZM95 207V206H93ZM105 207V206H104ZM115 207V206H114ZM111 208L110 210L113 209L116 214V218H120L119 217V211H120V207L117 205L115 208ZM47 208V207H46ZM53 208V207H52ZM72 208V207H70ZM90 208V209H91ZM99 208V207H98ZM159 208V209H158ZM177 209V207H175ZM50 209V208H49ZM62 211V207L60 208ZM68 209V208H67ZM78 209V208H77ZM87 209V207H86ZM85 209V210H86ZM106 209V208H105ZM157 209V210H155ZM176 209H174L176 211ZM181 209V208H180ZM51 210V209H50ZM65 210V209H64ZM63 210V211H64ZM69 210V209H68ZM71 210V209H70ZM83 210V208H82ZM95 210V209H94ZM123 210V209H122ZM124 210V211H125ZM169 210V211H168ZM182 210V209H181ZM183 210H186L183 209ZM188 210V209H187ZM48 214H53L52 211H49L47 208ZM59 211H57L59 213ZM62 211V212H63ZM72 211V210H71ZM75 211V210H74ZM87 211V210H86ZM90 211V210H89ZM100 211V210H99ZM168 211V212H166ZM174 211V212H175ZM178 211V210H177ZM180 211V210H179ZM56 212V211H54ZM69 212V211H67ZM84 212V211H83ZM93 212V211H90ZM89 212V213H90ZM96 212V211H95ZM104 212V211H102ZM170 212V213H169ZM65 213V212H64ZM62 213V215L64 214ZM86 215L85 217L89 216L90 220L89 222L93 220V217L97 215H91L89 214ZM123 213V212H122ZM126 213H128L126 211ZM55 214V213H54ZM105 214V213H104ZM111 214V213H110ZM167 214V215H166ZM60 215V214H59ZM68 215V214H67ZM72 215V213H71ZM81 211H78L76 213H74L72 215V217L79 218L81 216ZM133 215V216H134ZM52 216V215H51ZM55 216V215H54ZM53 216V217H54ZM100 216V215H99ZM130 216V215H129ZM132 216V214H131ZM28 217V216H27ZM44 217V216H43ZM48 217V216H47ZM46 217V218H47ZM50 217V215H49ZM52 217V218H53ZM61 219L63 216H60ZM67 217V216H65ZM83 217V216H82ZM97 217V216H96ZM186 217V216H185ZM45 218V219H46ZM88 218V217H87ZM43 219V220H45ZM59 219V218H58ZM60 219V220H61ZM64 219V218H63ZM63 219L61 221H63ZM71 219V218H70ZM80 219V218H79ZM85 219V218H84ZM83 219V220H84ZM98 220H103V218L99 217L97 218ZM131 219V218H130ZM49 221L53 222L52 220L48 219ZM55 222L57 221L56 219ZM60 220H59V224H60ZM65 220V219H64ZM82 220V219H80ZM101 220V221H102ZM181 220V219H179ZM183 220V219H182ZM40 221V220H37ZM67 221V220H66ZM27 222V221H26ZM25 222V223H26ZM36 222V221H35ZM43 222V221H42ZM41 222V223H42ZM48 222V221H47ZM46 222V223H47ZM64 222V221H63ZM68 222V221H67ZM72 222V221H71ZM77 222V219H76ZM79 222V221H78ZM82 222V221H81ZM88 223H86L84 221V223L88 224V226L90 225ZM80 223V222H79ZM95 224V221L93 222ZM92 223V224H93ZM97 223V222H96ZM98 223H100V221H98ZM97 223V224H98ZM43 224V223H42ZM48 224V223H47ZM51 224V223H50ZM55 224V223H54ZM62 225V224H60ZM95 224V225H97ZM184 224V223H183ZM28 226V224H26ZM33 225V223H32ZM39 225H41L39 223ZM46 225V224H45ZM66 225V224H65ZM81 225V224H80ZM84 225V224H83ZM34 226V225H33ZM48 226V227H47ZM56 226V225H55ZM70 229H71V237L69 235L70 238L77 240V242H79L78 244L79 249L77 250V254L79 255V260L80 257L81 259H83L82 257L85 258V256H91V254H89L90 252H92V250H88V247L86 249H84L85 244L83 243V239L85 238L83 235V237L81 236V234H79V225L77 223H71L70 225ZM82 226V225H81ZM92 226V225H91ZM99 226V225H98ZM102 226V225H101ZM156 226V225H155ZM41 227V226H40ZM47 228H49V225H46ZM45 227V228H46ZM51 227V226H50ZM54 227V226H53ZM62 226H60L61 229ZM95 227V226H94ZM30 228V227H29ZM38 228V227H36ZM46 228V229H47ZM55 228V227H54ZM65 228V227H64ZM83 228V227H81ZM92 228V227H91ZM137 228V227H136ZM158 228V229H160ZM35 229V228H34ZM28 230V229H27ZM44 230V228H43ZM56 230V228H55ZM87 230V229H86ZM41 231V230H40ZM52 231V230H51ZM50 231V232H51ZM58 231V230H56ZM64 231V229H63ZM83 232H85V229L82 230ZM81 231V232H82ZM91 231V229L89 230V232ZM195 231V230H194ZM30 232V231H29ZM55 232V231H54ZM70 232V231H69ZM82 232V233H83ZM94 232V229H93ZM38 233V232H37ZM42 233V232H41ZM46 233V232H45ZM31 234V233H30ZM34 234V233H33ZM40 234V233H39ZM43 234V233H42ZM50 234V233H49ZM62 234V233H61ZM66 234V233H64ZM64 234H62V236H64ZM85 234V233H83ZM37 235V234H36ZM35 235V236H36ZM60 235V234H59ZM30 236V235H29ZM50 236V235H49ZM58 236V235H57ZM27 237V236H26ZM32 237V236H31ZM48 237V234H47ZM69 237H67L66 239H68ZM160 237V236H159ZM189 237V238H190ZM193 237V235H192ZM53 238V237H52ZM60 238V237H59ZM91 238V237H89ZM88 238V239H89ZM158 238V236H157ZM188 238V239H189ZM43 239V238H42ZM54 239V238H53ZM65 239V238H64ZM87 239V238H86ZM87 239V240H88ZM155 239V238H154ZM161 239V237L159 238ZM193 240H195L194 238H192ZM32 240V239H31ZM46 241V239H43ZM55 240V239H54ZM63 240V239H62ZM85 240V241H87ZM161 240V242H162ZM44 241V242H45ZM53 241L50 239V242ZM92 241V240H91ZM91 241L89 242L91 244ZM140 241V240H139ZM142 241V240H141ZM145 241V240H143ZM142 241V242H143ZM157 241V240H156ZM198 241V240H197ZM203 241V240H201ZM38 242V239L37 241ZM47 242V241H46ZM64 242V240H63ZM67 244H70V241L67 240ZM150 242V241H149ZM155 242V241H154ZM164 242V240H163ZM162 242V243H163ZM188 242V241H187ZM190 242V241H189ZM193 242V241H192ZM195 244H198L196 242V240L194 241ZM52 243V242H51ZM50 243V245H52ZM58 243V242H57ZM118 243V242H117ZM116 243V244H117ZM151 243L152 244H156L153 243L152 239H151ZM35 244V243H34ZM40 244V243H39ZM38 244V245H39ZM48 244V243H46ZM149 244V243H148ZM161 244V243H159ZM210 244V243H209ZM208 244V245H209ZM37 245V244H35ZM37 245V246H38ZM56 245V244H55ZM88 245V244H87ZM119 245V244H117ZM146 245V244H145ZM143 245V246H145ZM206 245V244H205ZM212 245V244H211ZM67 246V245H66ZM72 246V244L70 245V247ZM78 246V245H76ZM93 246V245H91ZM149 246V245H148ZM155 246V245H153ZM168 246V247H167ZM48 246H44V248L41 246L42 249H46ZM60 247V246H59ZM69 247V248H70ZM99 247V246H98ZM97 247V249H98ZM119 247V246H118ZM146 247V246H145ZM206 247V246H205ZM212 247V246H211ZM33 248V247H32ZM56 248V247H54ZM61 248V247H60ZM68 248V246H67ZM94 249V246L91 247ZM144 248V247H143ZM151 248H156V247H152ZM158 248V247H157ZM162 248V246H161ZM172 248V249H173ZM208 248H210L208 246ZM208 248L206 250H208ZM48 249V248H47ZM73 249V247H72ZM75 249V248H74ZM77 249V248H76ZM96 249V248H95ZM122 249V248H121ZM154 249H152V253L154 251ZM170 249V248H169ZM169 249H166L168 251L166 252H170ZM195 249V248H194ZM211 249V248H210ZM40 250V249H39ZM38 250V251H39ZM50 250V249H49ZM58 250V249H56ZM65 250V249H64ZM69 250V249H68ZM71 250V249H70ZM69 250V251H70ZM117 250V249H116ZM123 250V249H122ZM158 251L160 250L159 248L157 249ZM156 250V251H157ZM163 250V249H161ZM171 250V249H170ZM41 251V250H40ZM36 251V253H40ZM62 250H60L61 252ZM75 251V250H74ZM155 251V252H156ZM164 251V250H163ZM211 251V250H210ZM44 252V250H43ZM41 252V253H43ZM47 252V251H46ZM51 254H49V256L51 255L53 256L52 251H50ZM56 252V251H55ZM98 252V250H97ZM96 252V253H97ZM145 252V251H144ZM201 252V251H200ZM206 252V251H205ZM212 252V251H211ZM210 252V253H211ZM57 253V252H56ZM63 255V252H61ZM73 253V252H72ZM94 254V252H92ZM102 253V252H101ZM107 253V252H106ZM111 253V252H110ZM120 253V250H119ZM172 253V252H171ZM170 253V254H171ZM204 253V251H203ZM202 253V255H203ZM208 253V251L206 252ZM47 254V253H46ZM60 254V253H59ZM69 254V253H68ZM76 254V255H77ZM109 254V253H108ZM121 254H123L121 252ZM149 254V252H148ZM170 254H168L170 256ZM201 254V253H200ZM212 254V253H211ZM41 255V254H40ZM39 255V256H40ZM43 255V254H42ZM55 255V254H54ZM66 255V254H65ZM99 255V254H98ZM113 255V254H112ZM166 253L163 252H158L157 255L155 254V256H157V261L159 262H163L166 256H168ZM206 255V254H205ZM214 255V254H213ZM212 255V256H213ZM38 256V255H37ZM44 256V255H43ZM50 256V257H51ZM59 255H57L58 257ZM95 256V255H94ZM104 256V255H103ZM106 256V255H105ZM115 256V255H114ZM135 256V255H134ZM133 256V257H134ZM154 255L150 257H155ZM41 257V256H40ZM46 257V256H45ZM48 257V256H47ZM56 257V256H55ZM72 256L71 260H73ZM93 257V256H92ZM110 257V256H108ZM113 257V256H112ZM171 257V256H170ZM174 257V256H173ZM197 256V260H198ZM202 258H204V256H201ZM201 257L199 258V260L201 259ZM210 257V256H207ZM206 257V258H207ZM65 258V257H64ZM75 258V257H74ZM77 258V257H76ZM75 258V259H76ZM87 258V257H86ZM94 258V257H93ZM107 258V257H106ZM169 258V257H168ZM175 258V257H174ZM38 259V258H37ZM43 261V264H50L51 260L47 261L45 260V258H41ZM48 259V258H47ZM54 259V258H53ZM59 259V258H58ZM68 259V258H67ZM90 259V258H89ZM108 259V258H107ZM171 259V258H169ZM168 259V260H169ZM196 259V258H195ZM211 259V257H210ZM39 260V259H38ZM62 260V259H60ZM78 260V261H79ZM84 260V259H83ZM94 259H92L93 261ZM110 260H113L112 264H126L124 261L125 259L122 257L120 258L119 254L116 255V257L111 258ZM173 260V259H172ZM171 261H166V262H171ZM203 260V259H202ZM40 261V260H39ZM53 261V260H52ZM56 261V260H55ZM87 261V260H86ZM109 261V260H108ZM175 261V260H173ZM176 261V262H177ZM196 261V260H195ZM207 261V260H206ZM205 261V262H206ZM212 261V260H211ZM214 261V260H213ZM41 262V261H40ZM39 262V263H40ZM54 262V261H53ZM58 262V261H56ZM62 262V261H61ZM64 262V261H63ZM69 261H66V263L68 264ZM81 262V261H80ZM85 262V261H84ZM110 262V261H109ZM182 262V261H181ZM198 262V261H197ZM38 263V264H39ZM71 263H73L71 261ZM83 263V262H81ZM165 263V262H164ZM170 263V264H171ZM175 263V262H174ZM180 264V261L178 262ZM199 263V262H198ZM64 264V263H63ZM80 264V263H79ZM86 264V262H85ZM89 264V262H88ZM136 264V263H135ZM138 264V263H137ZM160 264V263H157ZM163 264V263H161ZM173 264V263H172ZM177 264V263H175ZM183 264V263H181ZM197 264V263H196ZM200 264L201 261H200ZM205 264V263H204ZM207 264V263H206ZM209 264V262H208ZM215 264V262H214ZM220 264V263H219Z\"/></svg>", "mask_w": 264, "mask_h": 264}]
</instances>
